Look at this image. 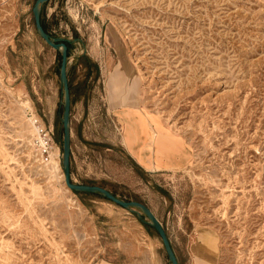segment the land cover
I'll list each match as a JSON object with an SVG mask.
<instances>
[{"label": "rangeland", "instance_id": "374dc122", "mask_svg": "<svg viewBox=\"0 0 264 264\" xmlns=\"http://www.w3.org/2000/svg\"><path fill=\"white\" fill-rule=\"evenodd\" d=\"M35 2L0 0V264H171L137 213L68 189L61 53ZM42 12L71 44L73 181L147 204L182 264L201 230L217 247L202 264H264V0H50ZM165 126L191 159L159 172L180 153Z\"/></svg>", "mask_w": 264, "mask_h": 264}, {"label": "water", "instance_id": "95a60500", "mask_svg": "<svg viewBox=\"0 0 264 264\" xmlns=\"http://www.w3.org/2000/svg\"><path fill=\"white\" fill-rule=\"evenodd\" d=\"M50 0H36L33 6V14L35 18V24L40 36L53 48L61 53V66H60V79L63 88V137H62V168L65 177L66 185L73 191L99 193L103 197L137 213L140 218L150 224L162 239L165 251L171 264H180L176 255L170 237L166 228L153 212V210L144 202L138 200H125L114 194L111 190L101 185L75 183L72 178L71 172V158H72V129H71V108H72V96L70 91L69 76H68V44L70 40L53 36L49 33L42 24V8L45 3ZM147 217L148 219L144 218Z\"/></svg>", "mask_w": 264, "mask_h": 264}, {"label": "crops", "instance_id": "0c3cea01", "mask_svg": "<svg viewBox=\"0 0 264 264\" xmlns=\"http://www.w3.org/2000/svg\"><path fill=\"white\" fill-rule=\"evenodd\" d=\"M125 87H126V85H125ZM113 110L118 111V112H115V115H116L118 121L121 123L122 127L125 128V124L127 123L126 117H125V106L117 105L116 107L113 108ZM138 110H143V109L141 107H138ZM143 116H144V128L147 132L146 135L143 136L144 137L143 140L147 144L148 140L151 137L150 136L151 133L154 131V126L152 125V123L150 122V120L147 118V116L144 113L142 115H139L138 117L143 118ZM165 128L168 132V136H169L168 138L170 140H173L177 146H180V153L177 156V160L174 161V162L178 161L177 165H172V164L166 163L165 160H162L163 164H162L161 168L158 170L159 172H167V171H172L175 169L185 167L188 165V163L191 159V153H190L189 149L187 148V146L184 145L182 138L178 134H176L173 130L167 128L166 126H165ZM146 144L144 145V147L142 149L146 148ZM122 145H123L127 155L130 157V159H132V161L135 164L139 165L140 167H142L146 171H149V172L155 171V170L148 167L149 164H151L153 166H155L157 164L156 160L154 159L155 156L152 155L151 159L146 158V160L141 156V158L139 159V157L137 155L138 154L137 153V146L132 147L129 144V142L127 141V139L124 137V135H123ZM72 153H74V148H72ZM148 153H150V152H148ZM71 162H73V157L71 158ZM175 252H176V255L179 259L180 264H182L181 263V260H182L181 257L182 256H179V254L177 253L176 250H175ZM192 252H193V258L195 261L194 264H202V263H206V260L214 261L216 259L217 247L215 246L214 242L213 243L211 242V240L207 236L206 232L201 230V232L199 234L198 242L196 244H194Z\"/></svg>", "mask_w": 264, "mask_h": 264}, {"label": "trees", "instance_id": "16d2710c", "mask_svg": "<svg viewBox=\"0 0 264 264\" xmlns=\"http://www.w3.org/2000/svg\"><path fill=\"white\" fill-rule=\"evenodd\" d=\"M42 24H43V26H44V28L48 31V29H47V27H46V23H45V18H44V13L42 12ZM67 44H68V53H69V56H70V46H71V44H70V42H67ZM59 57H60V59H61V55L59 54ZM88 59H90L89 57H88V55L87 54H82L81 56H80V60H82V61H85V60H88ZM68 75H69V72H68ZM69 84H70V91H71V96H73L74 94H75V92H74V85H73V82H72V79L70 78L69 79ZM63 144V143H62ZM76 192H78V191H76ZM112 192H114V191H112ZM78 193H87V194H89V195H96V196H98V197H103L101 194H99V193H90V192H78ZM114 194H116L117 195V193L116 192H114ZM103 198H105V197H103ZM105 199H107V198H105ZM109 200V199H108ZM139 201V200H138ZM144 224H145V226L147 227V229H148V231H150V232H152V231H155L156 233H157V231L155 230V228H153L150 224H148V223H146V222H144ZM158 234V233H157ZM159 235V234H158Z\"/></svg>", "mask_w": 264, "mask_h": 264}, {"label": "built area", "instance_id": "2783aa9c", "mask_svg": "<svg viewBox=\"0 0 264 264\" xmlns=\"http://www.w3.org/2000/svg\"><path fill=\"white\" fill-rule=\"evenodd\" d=\"M39 126H41L40 128V132L42 134V136L44 137V139L46 140V146L44 147V150L48 149V146L52 147L50 145V142L52 141V137L50 135V131L47 130V128L40 122L37 123Z\"/></svg>", "mask_w": 264, "mask_h": 264}, {"label": "bare ground", "instance_id": "6f19581e", "mask_svg": "<svg viewBox=\"0 0 264 264\" xmlns=\"http://www.w3.org/2000/svg\"><path fill=\"white\" fill-rule=\"evenodd\" d=\"M138 126V125H137ZM141 130V129H140ZM160 132V131H159ZM151 136V135H150ZM164 137H165V135H164ZM163 139V138H162ZM160 140V139H159ZM168 142V141H167ZM163 145V144H162ZM166 146V145H165ZM163 148V147H162ZM173 148V147H172ZM156 149V148H155ZM170 149V148H169ZM167 150V149H166ZM170 151V150H169ZM175 155V154H174ZM173 156V155H172ZM166 157V156H165ZM178 162V161H177ZM175 163V162H174ZM68 189H69V187H68Z\"/></svg>", "mask_w": 264, "mask_h": 264}]
</instances>
